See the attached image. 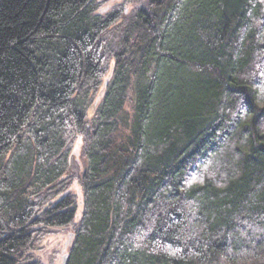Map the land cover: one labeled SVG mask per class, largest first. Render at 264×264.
<instances>
[{
	"label": "trees",
	"instance_id": "obj_1",
	"mask_svg": "<svg viewBox=\"0 0 264 264\" xmlns=\"http://www.w3.org/2000/svg\"><path fill=\"white\" fill-rule=\"evenodd\" d=\"M63 252L264 264V0H0V264Z\"/></svg>",
	"mask_w": 264,
	"mask_h": 264
},
{
	"label": "water",
	"instance_id": "obj_2",
	"mask_svg": "<svg viewBox=\"0 0 264 264\" xmlns=\"http://www.w3.org/2000/svg\"><path fill=\"white\" fill-rule=\"evenodd\" d=\"M95 107H96V104H94V105L90 108V110L93 112L94 109H95ZM80 142H81V138L78 137V139H77V141H76V143H75V145H74V147H73L72 154L76 156V159H75V160L78 162V164H79L80 167H81V164H80V162H79V160H78V157H79L78 146H79ZM74 184L77 185V182H75ZM71 241H72V235H69L68 238H67V241L64 243V248L67 247V245L70 244ZM67 260H68V254L65 253V252H63V254H62V256H61L60 264H67Z\"/></svg>",
	"mask_w": 264,
	"mask_h": 264
}]
</instances>
